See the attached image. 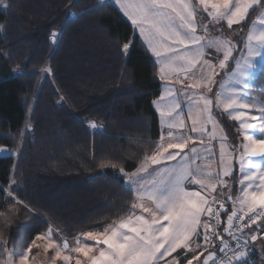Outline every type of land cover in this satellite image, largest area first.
Masks as SVG:
<instances>
[{"label": "trees", "instance_id": "16d2710c", "mask_svg": "<svg viewBox=\"0 0 264 264\" xmlns=\"http://www.w3.org/2000/svg\"><path fill=\"white\" fill-rule=\"evenodd\" d=\"M254 12L235 37L240 48ZM0 26V148L12 153L0 157V254L24 253L49 224L74 239L128 216L135 196L124 175L161 137L154 105L162 82L145 44L101 0H2ZM53 32L60 34L57 45ZM46 66L52 76L42 72ZM256 78L249 91L259 100L264 69ZM218 116L237 149V122Z\"/></svg>", "mask_w": 264, "mask_h": 264}, {"label": "snow or ice", "instance_id": "6c2138e0", "mask_svg": "<svg viewBox=\"0 0 264 264\" xmlns=\"http://www.w3.org/2000/svg\"><path fill=\"white\" fill-rule=\"evenodd\" d=\"M114 3L139 30L151 52L160 58L161 79L183 73V79L178 81L183 84L196 65L203 64L208 67V75H202L188 87L212 91L214 77L219 74L215 69L228 67L227 62L238 46L222 37H214L207 43H202L205 36L197 35V29L201 27L206 34L208 28L207 25L197 24L198 9L192 0H114ZM198 4L211 17V23L223 21L229 29L246 21L250 9L260 13L247 34L245 51L235 61V70L230 73L232 86L227 92L221 86L222 90L215 94L214 99L193 93L194 110H189L190 131L200 134V144H203V136L208 132V124L212 125L209 140L215 139L219 127L212 111L214 100L217 108H222L228 117L239 122V134L242 135L239 153L241 170L243 171L245 163L249 165V170L244 172L239 181L244 185L241 195L232 201L233 205L238 203L239 208L224 209V202L212 195L218 185L228 187V181L224 178L233 174L231 161L234 157L229 155L225 159V148L221 143L222 173H205L199 165L193 168L192 163L199 158L197 138L184 134L177 136L172 131L185 128L184 118L177 111L180 105L174 103L160 109L161 117L168 118L162 121L169 129L167 138L161 135L155 150L144 157L137 173L147 172L149 165H161L165 161H175L177 157H180L182 163L177 167L161 168L156 173L160 179L153 178L150 182L144 177L133 180L132 175L126 174L127 180L131 182L127 185L128 190L135 191V202L131 204L128 216L113 221L102 230L80 232L74 237L75 246L71 248L65 237L53 238V228L49 224L47 231L37 235L24 253L0 254L6 257L0 264H29V253L33 246L39 247L36 244L38 240H46L45 250L55 249L54 260L61 259L64 264H72L73 260L75 264H160L165 257L181 248L188 252L198 250L192 259L187 260V264H193V260L200 261V264H249L246 257L249 255L251 242L262 238L264 247V165L251 159L245 161V157L264 160V89L261 90L262 98L259 100L253 98L248 91L250 87L259 85L256 71L264 69V27L256 26L257 23L264 26V0H198ZM4 7L7 10L10 5L5 4ZM69 11L71 12V8ZM55 35L53 32V39ZM190 45L194 46V50L189 48ZM131 46L132 41L124 43L122 54H126ZM205 48L223 50V58L218 65L204 58ZM45 71L51 72L52 69L47 68ZM167 95H175L172 86L168 87ZM253 111L257 114L253 115ZM91 127L95 128L96 124L92 123ZM220 139L224 141L227 136H221ZM190 143L192 147L189 151L194 154L191 158L188 154L181 155ZM4 151L7 149L0 148V152ZM120 171L124 172V169L120 168ZM186 182L200 185L207 194L189 191L185 187ZM146 184L149 186L146 187ZM133 185L136 187L133 188ZM5 191L7 196L12 195ZM16 203L23 205L22 201L17 200ZM24 207L27 208V205ZM137 208L142 210L141 214H136ZM220 209H224L226 216V225L222 230ZM143 213H147V216ZM3 215L5 213L0 212V216ZM252 225L257 227L252 228ZM245 229L250 231L246 232ZM225 234L229 237L228 240H225ZM200 237L203 243H196V248L193 249V243ZM87 241H94L95 244L90 245ZM209 248H216V251H208ZM66 252L69 254H64ZM205 252L208 255L201 260ZM72 253L76 254L75 257ZM218 253L224 255L218 256ZM16 256L18 260L14 259ZM170 264H178V261L173 260ZM260 264H264V260Z\"/></svg>", "mask_w": 264, "mask_h": 264}, {"label": "crops", "instance_id": "0c3cea01", "mask_svg": "<svg viewBox=\"0 0 264 264\" xmlns=\"http://www.w3.org/2000/svg\"><path fill=\"white\" fill-rule=\"evenodd\" d=\"M103 2L104 3L113 4L117 8V10L123 15V17L130 23V25L133 27L135 33L140 37V39L145 44V46L148 49V51L153 56V58H154V60L156 62L157 69H158V74H159V77H160V71H159V68H160L159 60H160V58L156 57L151 52V50L147 47V43H146V41H144V38L140 35L139 30L131 23L130 19L126 15H124V13L121 10H119L118 6L114 3V0H103ZM193 4H194V2H193ZM198 19H200V15L197 12V24L199 25ZM199 32L200 31H199V27H198L197 35L200 34ZM211 37L212 36H209V38H211ZM189 48L194 50V46H192V45H190ZM181 51H183V49H181ZM204 51L206 53V56L204 58L205 59H209V58H207L209 56L208 53H207L209 50L207 51V49L205 48ZM202 66L203 67H207L206 65H203V64L196 65V67L192 70V74L189 75L188 79L184 80L183 84L178 82L179 80L183 79V76H184L183 73L170 75L169 78H167V79H161L160 78L161 82H162V92H161V96L156 100L154 106H155V110H156V112L158 114V118H159V123H160V128H161V135H164L165 138H167V133H168L169 129L164 126L162 121H165L168 118L167 117H161L160 109L161 108H165L167 106H170V105H172L174 103H178L180 105V108L177 111L184 118L185 128L184 129H173L172 131L177 136H179L181 134H184V135H191L194 138H197L196 147L198 149L199 158L196 159L192 163V167L195 168L197 165H199L201 170L203 172H205V173H208V172L216 173L217 171L222 173L223 166H221V156H220V145H221V143L224 144L225 159H227L229 155H232L234 157L235 156V152L238 150V148L235 149L233 147V145L229 142L228 138L226 140H224V141H222L220 139L221 136H225L226 133H225L223 125H222V123L220 121L219 116L216 114V113H221V111L219 112L218 109H216L215 100H214L212 111H213V115L215 116L216 120L219 122V127L217 128L215 139H211V140L208 139V136L211 134V131H212V125L211 124L207 125L208 132L203 136V144H200V134L199 133H192L190 131L191 118L189 117V110H190V108L194 110V105L192 104L193 94L189 90L191 88H189L188 85L193 83V81L191 80L192 76H195V75L199 76V74H201L206 69V68H204L203 70H201ZM169 86H172L174 88V91H175V95L174 96L167 95V89H168ZM183 91H185V92H183ZM182 93L184 94V97L182 96ZM215 94H213V97L212 96H209V97H212L214 99ZM254 113H256V112H253L252 114L255 115ZM228 118H230V117H228ZM235 122H237V121H235ZM237 124L239 126V122H237ZM221 129H222V131H221ZM240 137H241V140H240V144H241L242 135ZM191 147H192V145L190 143L189 147L186 148L184 150V153H182L181 155L188 154L189 157L191 158L194 155V154H192L189 151ZM179 163H182V161H181L180 157H177V160H175V161H165L161 165H149L148 169H147V172H139V173H137V169H138L137 168L135 171H133L131 173H127V175H132V179L133 180H139L141 177H144L145 180H147L149 182L153 178H156L157 180H159L160 177L157 176L156 173L161 168H163L165 166H167V167H177ZM231 164H232V169L233 170H234L235 167L238 166V164L235 163V158L232 159ZM134 173H136V175H133ZM124 179H125V184L126 185L131 183L130 181L127 180L126 174L124 175ZM224 179H226L228 181V177H226ZM145 186L147 187L149 185L146 184ZM235 186L236 185H233L232 193L233 192H238V187H237V189H235L234 188ZM242 186L244 187V185H242ZM132 187L135 188L136 186L133 185ZM185 187L189 191H201L202 194H207L201 188L200 185L190 184V183L186 182L185 183ZM229 187L230 188L232 187V184L230 183V181L228 182V187L227 188H224L222 185H218V187L216 188V191L214 193H212V195L216 196L217 199L220 200V201L224 200V198L225 199L227 198V202H228L229 205L226 208H224V209L231 210L232 208H239V204L238 203L235 204V205H233V203H232L233 200H236V197H234L233 194L229 191V189H228ZM133 193H134V196H135V191H133ZM237 195H238V193H237ZM229 197H231L232 199L230 200ZM134 202H135V200H134ZM135 212H136V214H141L142 210L137 208V209H135ZM143 214L145 216H147V213H143ZM202 219H204V218H202ZM256 227H257V225H254L252 228H256ZM247 231H250V229H248ZM58 236H60V234H58V232H53V238H57ZM87 243H89L90 245H94L95 244L94 241H88ZM196 243L202 244L203 243L202 237H200L199 240H196L193 243V245H192L193 249L196 248ZM69 246L71 248V247H74L75 244H72V243L70 244L69 243ZM100 247H103V245H101ZM250 247H251L252 253H251V255H249L247 257V259L249 261H251V262L256 263V264H260V261L264 260V247H262V238H258L255 242H251ZM197 251L188 252V251H186L183 248L177 249L176 252L171 254V256L165 257V259L163 261H161L160 264H170V262H172L173 260L178 261V264H187V260L192 259V257L197 254ZM208 251H213L214 252V251H216V248H209ZM54 252H55V250L51 249V250H49L48 255L49 256L51 255V257H52V254ZM50 253H52V254H50ZM64 254H69V253L66 252ZM72 255H74V253H72ZM207 255H208V252H205L204 256L201 257V260H203ZM52 259H54V255H53ZM56 261H59V259H57ZM62 263L64 264V262L61 261V264ZM35 264H43V263L35 262ZM72 264H75V260L72 261ZM193 264H200V261L193 260Z\"/></svg>", "mask_w": 264, "mask_h": 264}, {"label": "rangeland", "instance_id": "374dc122", "mask_svg": "<svg viewBox=\"0 0 264 264\" xmlns=\"http://www.w3.org/2000/svg\"><path fill=\"white\" fill-rule=\"evenodd\" d=\"M197 2V9H198V14L200 15V19H198L199 21V25H207V28H208V31L207 33L205 34L202 30H201V27H199V35H202V36H205V40L202 41L203 43H207V41L209 40H212L214 37H222V38H227L229 40H231V42L236 45V42H235V37L237 35V33L239 34V37L238 38H241L243 36V33L244 31H242L240 29V26L245 22H242L240 25H233L231 29H233V33L230 32V29L227 28V25H226V22H223L221 21L220 23H211V17H209L207 15L206 12H203L201 6L198 4V0H196ZM103 4H106L103 2ZM256 6H254L255 8ZM253 10L250 9L249 11V15L250 13L252 12ZM260 15L259 11L257 12H254V17L252 18L251 22H250V25H249V29H248V32L247 34L249 33V31L251 30V27H252V24L253 22H255L258 18V16ZM204 21H203V20ZM207 22V23H206ZM257 28H260V27H264V26H261L257 23ZM55 39H53L51 37V41L54 45H57L58 44V40H59V36L60 34H58L57 32H55ZM209 36H212L211 38H209ZM246 39H247V35L244 39V42H246ZM234 40V42H233ZM207 49V53H208V57L213 64H216L218 65V62L220 59L223 58V50H220V51H217L213 48H206ZM245 51L244 49V43L242 44L241 48L238 46L234 51H233V57L235 56L234 53L236 52H239L237 55V59H240V56H241V53H243ZM232 57V58H233ZM232 58L227 62L228 65H230L231 61H232ZM257 60H259V58H257ZM235 65V64H234ZM47 68H50L49 66H46L42 72L45 74V75H49V76H52V71L51 72H47L45 71V69ZM204 68H206L201 74L198 75H195V76H192L191 80L194 82V80H198L202 75L203 76H207L208 75V67H201V70H203ZM229 66L226 67L225 69H219L218 67L215 69L216 72H218L219 74L218 75H215L214 77V82H213V85H212V91L211 92H208L206 88H199V89H189L192 94L195 93L196 96L200 95V94H204L206 96H212L213 97V94L219 92L222 90L221 86H223V91L227 92V90L232 86V83H230V73L232 71L235 70V68L233 67L230 71H229ZM251 71V70H250ZM258 73V70L256 71V75ZM252 88V87H250ZM249 88V90H250ZM248 90V91H249ZM185 92V91H183ZM250 93V91H249ZM250 95L252 96V94L250 93ZM182 96L184 97V94L182 93ZM253 97V96H252ZM255 98V97H253ZM192 99H195V96L192 97ZM218 111L221 113L219 114L220 116L221 115H225L228 117L227 113H224L223 112V109L222 108H217ZM255 112V111H253ZM218 114V113H216ZM254 114H257V113H254ZM92 123H95L96 124V127L93 128L91 127V124ZM29 126V124H28ZM88 126L92 129V130H97V131H101L102 130V126L99 125L98 123L94 122V121H90L88 123ZM28 129H31V127L29 126ZM241 136V135H240ZM241 145V144H240ZM239 145V147H240ZM238 147V150L235 152V163L238 164L237 167L234 168L233 170V175L228 177V182L230 181V183L232 184V187L228 188L229 191L232 193L233 191V185H236L234 188L237 189L238 187V192H233V196L236 197V200L237 198L241 195V190L243 188V186L239 183V181L242 179L243 177V174L244 172H247L249 170V165L247 163L244 164V168H243V171L241 170V165H240V160H239V153L241 151V148ZM4 149H7V148H4ZM12 153L7 149V151H4V152H0V157H4V156H9L11 155ZM253 160V162L255 163H259V164H262L264 165V160H262L261 158H258V157H245V161L247 160ZM221 166H223V164L221 163ZM230 179V180H229ZM245 183H248L247 181ZM231 189V190H230ZM238 193V195H237ZM232 199V198H231ZM228 205V202H227V198L225 199L224 198V208H226ZM53 228V232H58V234H60V236H62V234L57 230L55 229L54 227ZM64 237V236H63ZM56 239V238H54ZM68 240V243H72V244H75V240L74 239H67ZM58 243L60 242L59 240L57 241ZM88 242V241H87ZM47 241L46 240H38L36 241V244L39 245V247H36V246H33L32 247V250H31V253H29V264H35V262H40V263H43V264H61V261L63 262V260L59 259V261H56L54 259H52L54 253H50L52 254V257L51 255L49 256L48 253H49V250L51 249H48L47 251L45 250V245H46ZM55 250V249H54ZM48 256H47V255ZM76 254H74L73 256L75 257ZM18 260V258L16 259ZM63 264V263H62Z\"/></svg>", "mask_w": 264, "mask_h": 264}, {"label": "built area", "instance_id": "2783aa9c", "mask_svg": "<svg viewBox=\"0 0 264 264\" xmlns=\"http://www.w3.org/2000/svg\"><path fill=\"white\" fill-rule=\"evenodd\" d=\"M221 201H223L224 202V200H221ZM220 212H221V220H222V224H221V230H222V227L223 226H225L226 225V219L224 218V209H220ZM254 225H252L251 227H253ZM248 229H245V231H247ZM229 239V237L227 236V234H225V240H228ZM234 243V242H233ZM251 253H252V250H251V247H250V245H249V255H251ZM231 253L229 252L228 253V255H230ZM222 255H224V253H218V256H222ZM248 255V256H249ZM246 259H247V257H246ZM248 262H249V264H256V263H254V262H251V261H249L248 260Z\"/></svg>", "mask_w": 264, "mask_h": 264}, {"label": "water", "instance_id": "95a60500", "mask_svg": "<svg viewBox=\"0 0 264 264\" xmlns=\"http://www.w3.org/2000/svg\"><path fill=\"white\" fill-rule=\"evenodd\" d=\"M231 200V199H230Z\"/></svg>", "mask_w": 264, "mask_h": 264}]
</instances>
